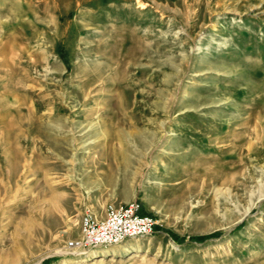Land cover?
Returning <instances> with one entry per match:
<instances>
[{
  "label": "rangeland",
  "instance_id": "obj_1",
  "mask_svg": "<svg viewBox=\"0 0 264 264\" xmlns=\"http://www.w3.org/2000/svg\"><path fill=\"white\" fill-rule=\"evenodd\" d=\"M0 264H264V0H0Z\"/></svg>",
  "mask_w": 264,
  "mask_h": 264
},
{
  "label": "built area",
  "instance_id": "obj_2",
  "mask_svg": "<svg viewBox=\"0 0 264 264\" xmlns=\"http://www.w3.org/2000/svg\"><path fill=\"white\" fill-rule=\"evenodd\" d=\"M157 223L152 215L141 212L137 199L124 203L108 201L98 216L87 206L80 215L79 236L69 240L64 249L75 255L91 247L115 245L154 232Z\"/></svg>",
  "mask_w": 264,
  "mask_h": 264
},
{
  "label": "bare ground",
  "instance_id": "obj_3",
  "mask_svg": "<svg viewBox=\"0 0 264 264\" xmlns=\"http://www.w3.org/2000/svg\"><path fill=\"white\" fill-rule=\"evenodd\" d=\"M139 5H142V6H143V3H140ZM102 209H103V207H102ZM102 209H101L99 212H97V213L94 212V214L97 215V216L100 215V214H102ZM68 228H69V227H68ZM70 229H71V228H70ZM110 249H111V248H110ZM108 250H109V249H108ZM111 250H112V249H111ZM111 250H109L108 252H107V250H106V253L111 254ZM113 253H114V252H113ZM96 256H98V254H96L95 252H91V253H90V256H89V259H90V258H93V257H96ZM130 257H131V256H130Z\"/></svg>",
  "mask_w": 264,
  "mask_h": 264
},
{
  "label": "trees",
  "instance_id": "obj_4",
  "mask_svg": "<svg viewBox=\"0 0 264 264\" xmlns=\"http://www.w3.org/2000/svg\"><path fill=\"white\" fill-rule=\"evenodd\" d=\"M198 238H200V239H201V238H203V237H198Z\"/></svg>",
  "mask_w": 264,
  "mask_h": 264
}]
</instances>
